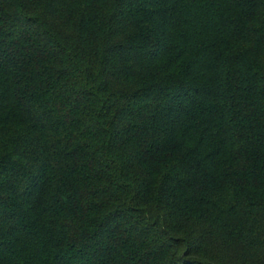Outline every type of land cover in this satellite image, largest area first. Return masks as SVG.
Returning <instances> with one entry per match:
<instances>
[{"label":"trees","instance_id":"16d2710c","mask_svg":"<svg viewBox=\"0 0 264 264\" xmlns=\"http://www.w3.org/2000/svg\"><path fill=\"white\" fill-rule=\"evenodd\" d=\"M0 264H264V0H0Z\"/></svg>","mask_w":264,"mask_h":264}]
</instances>
